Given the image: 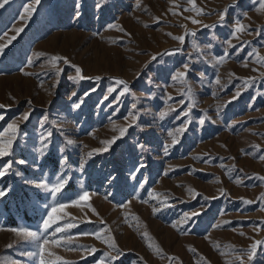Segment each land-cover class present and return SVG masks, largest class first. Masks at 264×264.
I'll return each instance as SVG.
<instances>
[{"label": "rangeland", "instance_id": "rangeland-1", "mask_svg": "<svg viewBox=\"0 0 264 264\" xmlns=\"http://www.w3.org/2000/svg\"><path fill=\"white\" fill-rule=\"evenodd\" d=\"M76 3L57 0L54 13L50 0L38 6L35 0H10L0 8V33H7L0 45L17 35L14 29L24 28L0 56V105L5 106L0 108V130L8 123L20 130L13 155L0 159V167L13 161L9 174L0 179V189L11 188L0 200V264H37L24 255L31 249L23 237L8 229L40 226L50 211L45 204L51 201L44 199L46 190L26 181L47 178L54 183L57 174L69 179L57 194L61 202L89 192L87 201L69 203L58 212L57 223L77 225L67 229L74 236L72 247L82 244L99 251L85 260L83 251L70 250L63 241L61 246L50 242L46 247L54 255L45 254L46 260L59 257L56 264H93L103 252L115 256L103 239L77 235L101 228L102 236H111L123 253L113 264L264 260L262 245L257 246V258L249 259L252 244L264 242V182L255 179L264 176V160L259 158L264 155V9L252 0H239L236 8L229 7L236 0H82L81 15L74 19ZM28 4L36 11L21 19ZM225 9L227 27L210 34L204 25L219 24ZM241 12L247 16H240L243 29L232 38L233 48L227 38ZM193 19L201 23L193 24ZM108 24L115 27L107 28ZM193 31L197 47L190 46L191 37L186 36L184 44L173 39ZM181 48L183 55H164ZM225 51L227 59L217 64ZM40 52L45 56L37 59ZM154 55L160 63L152 60ZM189 55L192 62L186 70L182 64ZM53 56L67 58L69 64L52 62ZM29 58L31 65L26 63ZM71 65L80 67L84 77L102 79L79 80ZM160 69L187 71V80L170 82ZM217 74L220 84L215 82ZM113 78L125 80L130 92L119 96L122 87L116 86L109 94ZM149 79L152 84L145 83ZM245 80L254 83L246 87ZM149 93L155 99H149ZM81 101L80 109H74ZM189 101L195 102L192 123L180 133ZM132 102H138L136 110L130 109ZM165 110L161 119L159 113ZM26 112L27 122L22 119ZM137 113L138 125L129 127ZM45 116L48 119L42 120ZM197 118H204L205 124L199 126ZM123 128H128L123 138L103 143L119 137ZM49 130L52 147L44 155L38 151V134ZM173 139L179 142L173 144ZM138 142L144 144L142 149H136ZM58 147L68 156L63 166ZM105 148L110 150L96 152ZM141 155L147 168L129 180V170ZM79 163L85 164L83 176L75 167ZM110 174L117 177L111 183L106 179ZM142 180L146 183L141 189ZM222 190L227 195L222 196ZM194 212L199 215L192 216Z\"/></svg>", "mask_w": 264, "mask_h": 264}, {"label": "snow or ice", "instance_id": "snow-or-ice-1", "mask_svg": "<svg viewBox=\"0 0 264 264\" xmlns=\"http://www.w3.org/2000/svg\"><path fill=\"white\" fill-rule=\"evenodd\" d=\"M10 0H0V8H4L5 5L9 4ZM44 2V0H35V4L41 5V3ZM81 2L82 0H77L76 3V8H77V12L76 15L74 16V19H79V16L81 15V13L79 12V8L81 7ZM191 2V0H190ZM253 3H258L259 4V8L260 9H264V0H252ZM239 4V0H236V3H234L233 5H230V8H236L237 5ZM56 7H57V0H50V11H52L53 13L56 11ZM99 7H101V5L97 4V9H99ZM36 11V8L32 5V4H28L27 6H25L23 8V13L27 14L25 15H21V19H29L31 18L32 14ZM202 11V10H201ZM228 13V9H225L223 13L220 14V23L217 25H204L205 28H209V32L210 34L212 32L215 31V29L217 27L220 28H224L227 27V24L225 23V19ZM240 16L246 17L247 16V12H241V14L239 16H237L234 20L233 23L235 24V27L230 31L229 36L227 38V43L229 45H231V47L236 48V45H232L231 44V40L233 37L236 36L237 33H240L243 29V26L240 23ZM159 18H157V23H159ZM193 24H200L201 21L193 19L191 21ZM107 28H113L115 27L114 24H108L106 25ZM123 31V29H121ZM14 31L17 33V35H13L11 36L8 40L7 43L4 45H0V56H2L5 52V49L12 44L13 41H15L17 39V36L19 35V33L24 31V28H16L14 29ZM7 33H0V37L6 35ZM127 35H131L130 33H126ZM171 35V34H169ZM186 36L187 37H191L193 39H191V47H197V41L196 39H194L197 36L196 32H191V33H187L186 35H179V36H174L173 39L178 40L181 44H184L186 41ZM209 48H214V45H208ZM183 55L184 54V50L181 49H176L167 53H164V55L167 56H172V55ZM214 54V53H213ZM36 58L39 59L40 57H44L45 53L40 52V53H36L35 54ZM227 52L225 51L222 55H220L219 57H217L216 59V63L217 64H223L224 61L227 59ZM63 60V62L68 65L69 61L67 60V58H62L60 56H53L51 57V61L52 62H59ZM153 61H156L157 63H160V60L158 59L157 56H153L152 57ZM192 62V57L189 55L188 57L185 58V61L182 64V67L185 68L186 70H190L189 69V63ZM26 63L28 65H31L33 63V60L31 58L27 59ZM71 67H73L75 69V72L77 74V79L79 80H84V79H94L95 81L99 82L102 77L100 76H96L94 78L92 77H84L82 75H80L81 73V68L75 65H71ZM147 67V66H146ZM21 71L23 72L24 75H31V73L28 72H24L23 69H21ZM62 70H57L56 75L59 76L61 74ZM160 71L162 72V74L164 76L169 77L170 82H175L177 80H187V71H179V70H172V69H160ZM205 75V73L201 72L200 76L203 77ZM69 79H73V77H69ZM216 84H220V79L218 77V74L216 76L215 79ZM146 84H152L153 82L151 81V79L146 80L145 81ZM244 85L246 87H250L252 83L254 82H250L248 80H245ZM116 86H120L122 87V91L118 94L119 96H124L125 94L130 92V86L129 84L122 79H114L113 78V82L112 85H109V87L107 88V92L110 94L114 91H116ZM85 95H88V93H85ZM239 95V92L237 93V97ZM106 98V97H105ZM148 98L149 99H155V95L154 93H149L148 94ZM169 99H171V97H169ZM183 103V101H181ZM81 103H76L73 107L74 109L78 110L81 107ZM193 103H195L194 101H189L188 102V112L185 113V115L188 117L187 122L185 123L184 127H181L178 129V131L180 133H184L187 131V128L189 125H191L192 123V117L190 115L191 113V108ZM5 107L4 105H0V108ZM138 107V102H132L130 104V109L131 110H136ZM167 113V110L165 111H161L159 113V116L161 119H163L165 117ZM128 115H133L132 111H130L128 113ZM4 117L2 115H0V120H3ZM22 119L27 122L29 120V113H23L22 114ZM48 117L45 116L42 118V120H47ZM198 120V125L199 126H203L205 124V119L204 118H197ZM138 121H139V113H137L136 115L133 116V124L129 125V127H133L138 125ZM41 127H43V123H41L40 125ZM128 132V128H123L120 129V136L119 137H114L112 140L109 141H104L103 143L111 145L113 143H115L116 139H121L125 136V134ZM169 135H172L171 131H169L168 133ZM20 137V130L18 128V126L15 123H8L7 126L5 128H3L2 130H0V159L6 158V157H11L13 155V151L14 148L17 146V141L19 140ZM52 137H53V131H47L46 133H41L38 134V144L41 146L38 151L43 153L44 155H46L48 153V151L51 149L52 147ZM179 141L177 139H173V144L178 143ZM73 141L71 139H69L67 141L68 145H72ZM136 149H142L144 147V144L142 143H137L136 144ZM110 149L105 148L103 150H96V152L99 154L101 151H109ZM58 151H59V155H60V160H59V165L63 166L67 161H68V156L67 154H65V149L63 147H58ZM163 151L167 152L168 151V146L164 145L163 147ZM88 156L91 158L92 157V153H89ZM261 160H264V155H261L259 157ZM214 159V158H213ZM207 163V161H205ZM20 164H24L26 163L25 160H20L19 161ZM76 168L79 169V173L81 176H83L84 174V169H85V164L84 163H79L77 165H75ZM13 168V161L11 159H8L7 162L0 167V179H3L6 175L9 174V170H11ZM147 168V163L145 162L143 156H139L132 164V167L129 170V176L128 179L129 180H135L136 175L140 173L141 169H146ZM38 170V168H37ZM19 174V173H17ZM165 175H167V173H164ZM109 183L115 181L117 179V177L115 175H109L107 178ZM255 179H258L262 182H264V176H256ZM55 181L54 183H50V180L47 178H42L40 180L37 181H26V183H29L30 186L37 188V189H42V190H46L45 195H44V199L46 200V202L48 200L51 201V204L46 203L45 204V208L49 209L50 211H46V218H42L41 222H40V226L35 229L32 230L28 227H17V228H11L8 229L9 231H12L14 233H16L17 235H20L23 237L24 239V244L30 248L31 250L26 251L24 253V255H26L27 257H31L34 258L37 261V264H56L57 261L60 260L59 257L56 258V261H53L51 259L46 260L45 259V254H47L49 257L53 256L54 254L49 252L47 249V245H49V243H53L56 244L57 246H61V241H63V245L64 247H69L70 250H81L84 253H86L85 256L82 257V259H87V256L89 255H95L99 250L94 248V247H89L86 245H82V244H76L75 247H72L75 243L74 241V236L69 233L67 231V229H71L73 227H77L76 224L74 223H66L63 227H61L60 224L57 223V221L60 219V217L57 215L58 212L62 211L65 207L68 206L69 203L71 204H79L81 201H87L88 197H89V192L88 191H83L82 194H80L77 198H67L64 202H61L60 200L57 199V194H60L62 192V190L65 188V186L67 185V183L69 182L68 178H65L62 174H57L55 176ZM146 183V180H142L140 182V184L138 185V188H143L144 184ZM11 191V188L9 187L8 189H0V200H2L7 194L8 192ZM151 195V193H149ZM195 195H199L198 193H196ZM221 195H227L226 192H224L223 190L221 191ZM203 199L207 200V197H203ZM215 199V198H214ZM262 200H264V197L261 198ZM242 203H246V204H252L253 201L252 200H247L241 201ZM122 206V205H121ZM155 211V210H154ZM185 217H187L188 219H191V217L188 216L187 213L184 214ZM199 215V213H192V216H197ZM103 223V222H102ZM228 223V222H226ZM56 225L55 227H52V225ZM176 225L173 224V227H175ZM51 229V232H49V230ZM105 231L104 228L99 229L98 231L92 232V233H88V232H83V233H78L77 235H81V236H87V235H93L95 236L97 239H103L104 243L108 245V247L110 249H112L114 252H116L115 256H111L110 253L108 252H103L100 257H98L93 264H106V260L105 258H107V264H113L114 261L118 260L120 258V256L123 255V253L121 252V250L117 247L115 241L111 238V236H108L106 239L102 236V233ZM61 233L62 235L60 236V238H56L57 234ZM34 245V247H33ZM258 245H262L261 247V252L260 255L264 256V242L262 241H256L255 243L252 244L251 248L249 249V259L250 260H255L257 258V246ZM7 247H12L11 244H9ZM64 264H69V262L64 261ZM258 264H264V260H260L258 261Z\"/></svg>", "mask_w": 264, "mask_h": 264}]
</instances>
